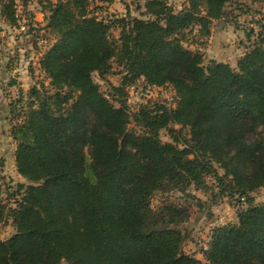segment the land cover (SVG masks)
I'll list each match as a JSON object with an SVG mask.
<instances>
[{"label": "trees", "instance_id": "obj_1", "mask_svg": "<svg viewBox=\"0 0 264 264\" xmlns=\"http://www.w3.org/2000/svg\"><path fill=\"white\" fill-rule=\"evenodd\" d=\"M16 1L0 0L13 27ZM230 1L187 0L176 10L148 0V19L99 18L91 0L41 3L55 36L39 62L49 83L12 104L14 111L22 104V122L12 130L16 169L30 184L13 194L14 207L0 200V221L7 216L15 228L0 240V264H202L184 252L182 231L169 227L187 212H156L151 200L166 188L207 189L208 177L239 207L236 224L213 230L205 259L264 264V203L251 197L264 188V34L236 67L205 64L203 53L185 45L195 30L209 38ZM114 65L122 75L112 86L118 105L94 80ZM140 81L171 86L176 106L145 105L132 114L127 89ZM132 120L142 132L130 131ZM171 126L189 130L186 147L180 137L162 141Z\"/></svg>", "mask_w": 264, "mask_h": 264}, {"label": "rangeland", "instance_id": "obj_2", "mask_svg": "<svg viewBox=\"0 0 264 264\" xmlns=\"http://www.w3.org/2000/svg\"><path fill=\"white\" fill-rule=\"evenodd\" d=\"M56 1V0H52ZM148 0H91V10L99 18H122L130 14L135 18L148 19L144 15L145 4ZM176 10L182 9L187 0H165ZM47 0H31L24 5L17 0L18 25H9L0 14V200L8 208L14 207L13 194L20 185L30 183L17 172L15 152L17 143L12 136L13 128L22 122V112L14 111L12 104L19 100L23 91L24 100L28 91L40 83L47 86L49 80L40 71L38 62L46 50L54 43L55 36L47 29V17L42 10ZM100 7V9H97ZM1 8V5H0ZM253 31V32H252ZM118 36V31H114ZM264 34V3L250 0H231L226 9L223 20L214 22L211 36L203 38L197 30L187 37L185 45L203 53L205 64L210 60L237 66V61L252 46L258 34ZM116 65L104 79L95 73L94 80L100 85L102 92L113 100L112 86H120L122 75ZM13 82H16L15 84ZM12 83L14 85H12ZM176 94L171 86L150 89L143 81L127 89V104L131 113H135L142 106L160 104L168 108L176 106ZM115 105H118L114 101ZM24 104L23 106H25ZM129 129L140 133L142 128L132 120ZM180 137V147H186L190 138L189 130L181 126H171L161 132L164 143L175 144V138ZM90 164L91 149L85 150ZM221 175L224 170L219 169ZM207 189L197 190L194 186L186 192L164 189L155 193L151 200L152 208L162 212L168 206L186 211L188 219L180 224H170V228H177L185 236L183 250L209 264L204 257L208 250L212 232L215 228L236 224L238 222V203L235 198L219 194L216 182L208 177ZM255 204L264 203V188L251 193ZM15 234L12 220L4 216L0 221V240H8ZM61 264H69L62 262Z\"/></svg>", "mask_w": 264, "mask_h": 264}, {"label": "crops", "instance_id": "obj_3", "mask_svg": "<svg viewBox=\"0 0 264 264\" xmlns=\"http://www.w3.org/2000/svg\"><path fill=\"white\" fill-rule=\"evenodd\" d=\"M39 62H40V60H39ZM38 62V67H39V69H40V63ZM41 71V70H40ZM21 93H24L23 91H20L19 92V94H21Z\"/></svg>", "mask_w": 264, "mask_h": 264}, {"label": "built area", "instance_id": "obj_4", "mask_svg": "<svg viewBox=\"0 0 264 264\" xmlns=\"http://www.w3.org/2000/svg\"><path fill=\"white\" fill-rule=\"evenodd\" d=\"M150 89H152V87H149Z\"/></svg>", "mask_w": 264, "mask_h": 264}]
</instances>
